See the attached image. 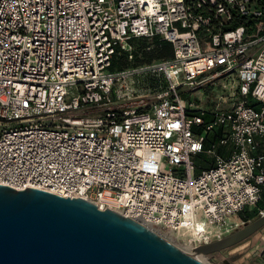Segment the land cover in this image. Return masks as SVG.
Wrapping results in <instances>:
<instances>
[{"label":"built area","instance_id":"obj_1","mask_svg":"<svg viewBox=\"0 0 264 264\" xmlns=\"http://www.w3.org/2000/svg\"><path fill=\"white\" fill-rule=\"evenodd\" d=\"M142 36L172 54L111 68ZM0 182L191 248L244 226L264 192V0H0Z\"/></svg>","mask_w":264,"mask_h":264},{"label":"water","instance_id":"obj_2","mask_svg":"<svg viewBox=\"0 0 264 264\" xmlns=\"http://www.w3.org/2000/svg\"><path fill=\"white\" fill-rule=\"evenodd\" d=\"M264 225V213L229 234L184 250L156 229L83 196L0 182V264H206L212 253Z\"/></svg>","mask_w":264,"mask_h":264},{"label":"rangeland","instance_id":"obj_3","mask_svg":"<svg viewBox=\"0 0 264 264\" xmlns=\"http://www.w3.org/2000/svg\"><path fill=\"white\" fill-rule=\"evenodd\" d=\"M147 41H149V39H147ZM135 44L136 46H140V42H136ZM156 94V91L152 89L139 90L137 93H134L133 100L140 102L142 96L144 95L145 101L149 102L156 96ZM202 155L207 160L210 159V157L205 155V153H202ZM148 159L152 163H158L160 165V169H162L165 162L163 157L156 154H149ZM256 217L258 216L254 215L246 222ZM155 229L179 247H182L188 252H192L189 246V241L185 235L178 237L173 233L166 232L165 230ZM196 256H198L206 264H264V225L256 232L247 236L245 240L231 245L228 248L213 251L212 253L198 252Z\"/></svg>","mask_w":264,"mask_h":264},{"label":"trees","instance_id":"obj_4","mask_svg":"<svg viewBox=\"0 0 264 264\" xmlns=\"http://www.w3.org/2000/svg\"><path fill=\"white\" fill-rule=\"evenodd\" d=\"M149 39V41H147ZM136 42H140V46H136ZM131 48H123L118 45V54H114L111 59L110 67L113 69L126 68V66H133L137 64H142V62H151L154 60H159L161 58L169 57L172 54V44L157 36L152 38L142 37H131L129 39ZM146 83L150 86L154 85V78L150 77L146 80ZM202 159H199V165L196 170L201 167H207L210 165V161L207 160L201 153L197 154ZM264 208V192L263 197L255 203V206L251 209L246 208L241 212L244 219H249L254 215L259 214V210Z\"/></svg>","mask_w":264,"mask_h":264},{"label":"bare ground","instance_id":"obj_5","mask_svg":"<svg viewBox=\"0 0 264 264\" xmlns=\"http://www.w3.org/2000/svg\"><path fill=\"white\" fill-rule=\"evenodd\" d=\"M147 225H149V226H151L152 228L155 229V227H154L153 225H150V224H147ZM189 246H190V244H189ZM190 248H191V246H190ZM191 250H192V248H191ZM199 254H201V253H199ZM199 256H200V255H199Z\"/></svg>","mask_w":264,"mask_h":264}]
</instances>
